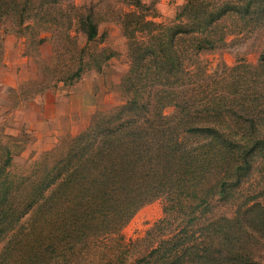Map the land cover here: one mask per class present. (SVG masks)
Wrapping results in <instances>:
<instances>
[{
	"label": "rangeland",
	"instance_id": "1",
	"mask_svg": "<svg viewBox=\"0 0 264 264\" xmlns=\"http://www.w3.org/2000/svg\"><path fill=\"white\" fill-rule=\"evenodd\" d=\"M141 1L136 10L128 0H60L48 15L46 8L41 12L44 22H32L21 32L9 20L0 22V264H54L47 262L53 231L44 221L38 185L48 180V171L82 132H108L113 127L112 132H134L139 125L143 129L136 132H153L151 126L162 122V131L154 132H171L202 143L205 132H210L202 128L211 127L221 143L234 149L230 172L241 166L245 169L236 173L240 180L231 177L233 185L208 212L231 218L239 206L264 205V151L249 154L248 163L238 151L253 144L257 137L252 132L264 138V62L260 58L264 54V0ZM84 8L91 9L97 23L98 33L91 41L76 24L75 16ZM211 16L213 22L208 21ZM141 17L150 23L140 22ZM178 30L186 31L177 42L183 72L175 78L166 75L171 78L164 77L166 83L157 86L183 93L192 103V93L201 85L202 103L211 98V106L189 102L186 106L182 103L186 99H179L178 106L170 99L157 103L149 96L155 107L148 120L134 123L135 129L121 126L129 118L143 116L138 107L127 105L130 99L139 98L141 104L146 99L145 91L135 97L133 85L152 84L150 80L137 82L132 48L142 54L157 49ZM145 56L146 62L152 60ZM151 66L148 79L154 72L152 62ZM256 93L259 98L252 95ZM222 95L239 96L238 104L245 101L248 106L247 98L252 97L258 129L251 130L248 121L238 117L240 105L232 109L222 103ZM183 107L187 109L182 111ZM184 113L194 121L185 122ZM190 126L200 129H187ZM7 151L9 163L4 166ZM168 202L161 194L142 204L123 225L122 243L143 238L166 216L163 209ZM168 217H174V212ZM243 230L240 238L247 233L245 225ZM255 245L250 248L259 249L256 258L264 261V242ZM125 252L120 247L109 252L103 244H93L85 254V264H120V256L128 257L124 264H129L135 252Z\"/></svg>",
	"mask_w": 264,
	"mask_h": 264
},
{
	"label": "trees",
	"instance_id": "2",
	"mask_svg": "<svg viewBox=\"0 0 264 264\" xmlns=\"http://www.w3.org/2000/svg\"><path fill=\"white\" fill-rule=\"evenodd\" d=\"M59 1L0 0V22L9 20L21 32L32 22H44L41 12L46 8L48 11L44 13L48 15L53 9L51 6ZM128 2L136 10L142 6L141 0ZM93 14L91 9L84 8L82 13L75 16L79 31L88 41L98 33ZM212 16L208 21L213 22ZM140 22L150 23L144 17L140 18ZM181 34H186V31H173L169 43L161 42L157 49L143 50V54L132 48L131 59L136 65L133 67L137 69V82L150 80L152 84L142 87L133 85L135 97H140L141 92L145 91L146 99L142 104L139 98L130 99L127 105L138 107L143 116L129 118L121 126L135 129L134 123L142 124L148 120L151 107H155L149 96L157 103L170 99L178 106L179 99H186L182 103L188 104L185 94L157 86L165 82L164 77L175 78V74L183 72L184 59L177 49ZM137 48L141 50V47ZM145 55L152 60L146 62ZM260 58L264 62V54ZM139 61L145 63L139 64ZM151 62L155 67L152 78L148 79ZM155 88L157 90L149 94ZM202 90L201 85L195 88L192 95H195L196 102L191 99L190 105L201 103L206 107L211 106V98L202 103L205 99L200 96ZM252 95L259 98L257 93ZM219 99L232 109L240 105L239 111L243 114L240 112L238 117L248 121L251 130L258 129L252 97L247 98L250 106L245 101L238 104L242 100L239 96L222 95ZM185 109L183 107L181 110ZM248 114L251 116L247 117ZM163 118L160 113L159 119ZM188 121L194 120L188 117L185 122ZM162 124L150 125L153 132H136L143 129L139 125L134 132H112L116 129L113 127L108 128V132H82L73 138L72 148L48 171V180L38 185L41 186V200H44V221L49 231H53L49 238L54 242L47 253L48 263L85 264V254L93 244L100 243L109 252L114 247L123 248L127 254L135 252L129 264H264V261L256 258L260 256L259 249L254 251L250 248L258 246L255 245L256 241L264 242L263 204L254 202L239 206L231 218L208 212L233 185L231 177L240 180L236 173L245 169L241 166L233 174L230 172L234 149L221 143L220 135L213 132L211 127L202 128L210 132H205V141L198 143L174 136L171 132H154ZM187 129L200 128L190 126ZM252 134L257 137L253 144L245 151L242 147L238 149L244 163L249 162V154L264 151V138L259 132ZM9 157L10 152L7 151L4 166L9 163ZM161 194L169 201L163 209L166 216L155 222L143 238L122 243L123 225L142 204ZM172 212L174 217L169 218ZM244 225L247 233L240 238L238 233L245 231ZM120 257V264H124L128 257Z\"/></svg>",
	"mask_w": 264,
	"mask_h": 264
}]
</instances>
